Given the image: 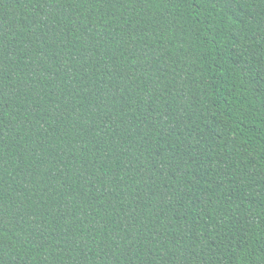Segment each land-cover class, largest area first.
I'll use <instances>...</instances> for the list:
<instances>
[{
	"label": "trees",
	"instance_id": "trees-1",
	"mask_svg": "<svg viewBox=\"0 0 264 264\" xmlns=\"http://www.w3.org/2000/svg\"><path fill=\"white\" fill-rule=\"evenodd\" d=\"M0 264H264V0H0Z\"/></svg>",
	"mask_w": 264,
	"mask_h": 264
}]
</instances>
